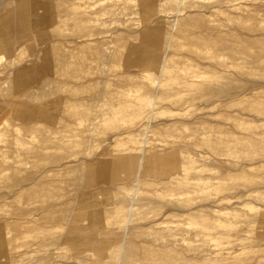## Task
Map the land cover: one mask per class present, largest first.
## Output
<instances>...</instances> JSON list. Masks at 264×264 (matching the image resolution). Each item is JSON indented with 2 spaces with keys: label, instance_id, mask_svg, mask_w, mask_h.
Wrapping results in <instances>:
<instances>
[{
  "label": "rangeland",
  "instance_id": "obj_1",
  "mask_svg": "<svg viewBox=\"0 0 264 264\" xmlns=\"http://www.w3.org/2000/svg\"><path fill=\"white\" fill-rule=\"evenodd\" d=\"M2 168L0 264H264V0H0Z\"/></svg>",
  "mask_w": 264,
  "mask_h": 264
},
{
  "label": "bare ground",
  "instance_id": "obj_2",
  "mask_svg": "<svg viewBox=\"0 0 264 264\" xmlns=\"http://www.w3.org/2000/svg\"><path fill=\"white\" fill-rule=\"evenodd\" d=\"M55 1H56V0H55ZM64 1H65V0H64ZM66 1H67V0H66ZM57 4H58V3H57ZM68 4H69V3H68ZM73 4H74V3H73ZM63 6H64V5H63ZM74 6H75V5H74ZM74 6H72V7H74ZM65 7H66V6H65ZM72 7H70V8H71V12H73V11H72ZM75 7H76V6H75ZM75 7H74V9H77V8H75ZM74 9H73V10H74ZM67 10H68V12H70V10L68 9V7H67ZM77 10H78V9H77ZM37 11H38V10H37ZM53 11H54V10H53ZM55 11H56V10H55ZM46 12L48 13V11H46ZM56 12H57V11H56ZM65 12H66V10H65ZM75 12H77V11L75 10ZM37 13H38V12H37ZM37 13H36V14H37ZM47 13H46V15H47ZM78 13H79V11H78ZM34 14H35V13H34ZM39 14H40V13H39ZM71 15H73V14H71ZM35 16H36V15L32 16V18L34 19ZM38 16H39V15H38ZM40 16H41V15H40ZM43 16H44V15H43ZM51 16H52V18H53V15H51ZM58 16H59V15H58ZM74 16H75V13H74ZM76 16H77V15H76ZM36 17H37V16H36ZM36 17H35V19H36ZM41 17H42V16H41ZM47 17H49V16H47ZM50 18H51V17H50ZM52 18H51V19H52ZM59 18H61V17H59ZM38 19H40V18H38ZM51 19H50V20H51ZM56 19H58V18H56ZM68 19L70 20V18H68ZM36 20H37V19H36ZM48 20H49V19H48ZM50 20H49V21H50ZM58 20H59V19H58ZM61 20H62V18H61ZM69 20H67V21H69ZM77 20H78V19H77ZM80 20H81V19H80ZM41 21H42V20H41ZM44 21H46V20H44ZM74 21H75V20H74ZM32 23H34V22L32 21ZM42 23H44V22L42 21ZM62 23H63V22H62ZM58 24H59V23H58ZM58 24H57V25H58ZM31 25H32V24H31ZM64 25H65V24H64ZM32 26H33V25H32ZM39 26H40V25H39ZM50 26H53V25H50ZM42 27H43V25H42ZM51 28H52V27H51ZM35 29H36V27H35ZM59 30H60V29H59ZM31 32H32V31H31ZM59 32H60V31H59ZM63 32H64V31H63ZM50 38H51V37H50ZM84 41H85V40H84ZM31 61H32V60H31ZM24 62H25V61H24ZM20 64H21V63H20ZM14 65H15V64H14ZM18 78H20V77L17 76V79H18ZM58 85H59V84H58ZM145 89H146V88H145ZM149 89H150V88H149ZM65 91H67V90H65ZM71 95H73V94H71ZM3 99H4V98H3ZM43 99H44V98H43ZM30 100H31V99H30ZM20 103H21V102H20ZM46 111H47V110H46ZM33 114H34V113H33ZM34 120H35V119H34ZM49 126H50V125H49ZM89 127H90V126H89ZM67 129H68V128H67ZM91 129H92V128H91ZM91 133H92V132H91ZM33 136H34V135H33ZM91 136H92V135H91ZM183 137H184V136H183ZM15 138H16V137H15ZM86 138H88V137H86ZM86 138H84V139H86ZM20 141H21V140H20ZM24 141H25V140H24ZM120 150H121V149H120ZM123 151H124V149H123ZM115 153H116V152H115ZM120 153H121V151H120ZM113 154H114V153H113ZM3 155H4V154H3ZM121 156H122V155H121ZM119 157H120V156H119ZM64 158H65V157H64ZM113 158H114V157H113ZM116 158H117V157H116ZM116 158H115V161H116ZM161 158H163V157H161ZM161 158H160L159 160H161ZM66 159H67V158H66ZM71 159H72V158H71ZM164 159H165V158H164ZM63 160H64V159H63ZM68 160H69V159H68ZM6 161H8V160H6ZM6 161H4V162H6ZM65 161H66V160H65ZM111 161H112V160H111ZM60 163H61V162H60ZM97 163H98V162H97ZM7 164H8V163H7ZM19 164H20V163H19ZM19 164H18V165H19ZM109 164H110V163H109ZM123 164H124V162H123ZM147 164H148V163H147ZM62 165H63V164H62ZM113 165H114V163H113ZM124 165H125V164H124ZM124 165H122V166L124 167ZM126 165H127V164H126ZM143 165H144V164H143ZM247 165H248V164H247ZM108 166H109V165H108ZM118 166H119V165H118ZM91 167H92V166H91ZM110 167H111V166H110ZM126 167H127V166H126ZM7 168H8V167H7ZM55 168H56V167H55ZM72 168H74V167H72ZM115 168H117V166H116ZM117 169H118V168H117ZM5 170H6L5 168H2V169L0 170V174H1V176H5V175H6V172H7V171H5ZM127 170H128V169H127ZM76 171H77V170H76ZM79 171H80V170H79ZM82 171H84V170L82 169ZM37 172H38V171H37ZM41 172H42V171H41ZM112 172H113V171H112ZM112 172H111V173H112ZM38 173H39V172H38ZM38 173H36V174H38ZM51 173H52V172H51ZM77 173H78V172H77ZM77 173H76V174H77ZM93 173H94V172H93ZM97 173H98V172H97ZM115 173L117 174V171H116ZM115 173H114V174H115ZM89 174H90V173H89ZM86 175H87V174H86ZM259 175H261V174H259ZM76 176H77V175H76ZM255 176H256V175H255ZM47 177H48V176H47ZM103 177H104V176H103ZM109 178H110V177H109ZM21 179H22V178H21ZM263 179H264V177H263ZM10 181H11V180H10ZM61 182H62V181H61ZM63 182H64V181H63ZM64 183L66 184V182H64ZM2 184H3V183H2ZM14 184H16V183H14ZM68 184H69V183H68ZM70 184H72V183H70ZM80 184H81V183H80ZM8 185H9V184H8ZM25 185H26V184H25ZM57 185H58V184H57ZM57 185H56V186H57ZM62 185H64V184H62ZM77 185H78V184H77ZM77 185H76V186H77ZM52 186H53V185H52ZM65 186H66V185H65ZM78 186H79V185H78ZM6 187H8L7 184H6ZM6 187H5V188H6ZM57 187H58V186H57ZM59 187H60V186H59ZM59 187L57 188V190L59 189ZM69 188H70V187L68 186L67 189H69ZM251 188H252V187H251ZM1 189H2V188H1ZM10 189H11V188H10ZM4 190H5V189H4ZM59 190H61V189H59ZM66 191H67V190H66ZM69 191H70V189H69ZM71 191H72V189H71ZM50 193H51V192H50ZM54 193H56V192H54ZM62 193H64V192H62ZM69 193H70V192H69ZM57 194H58V192H57ZM65 194H66V193H65ZM71 194H72V193H71ZM71 194H70V195H71ZM48 195H49V194H48ZM62 195H63V194H62ZM70 195H68V196H70ZM37 196H38V195H37ZM37 196H34V197H37ZM79 196H80V195H79ZM51 197H52V193H51ZM51 197H50V198H51ZM62 197H64V196H62ZM70 197H71V196H70ZM60 198H61V197H60ZM16 199H17V198H16ZM52 199H53V198H52ZM62 199H63V198H62ZM62 199H61V200H62ZM84 199H85V197H84ZM36 200H38V199H36ZM50 200H51V199H50ZM59 200H60V199H59ZM69 200H70V199H69ZM67 201H68V200H67ZM22 202H23V201H22ZM27 203H28V202H27ZM48 203H49V202H48ZM48 203H47V204H48ZM80 203H81V202H80ZM29 204H30V202H29ZM45 204H46V202H45ZM54 204H55V203H54ZM71 204H72V203H71ZM94 204H95V203H94ZM26 205H27V204H26ZM26 205H23V206H26ZM30 205H31V204H30ZM50 205H51V204H50ZM46 206H47V205H46ZM46 206H45V207H46ZM48 206H49V204H48ZM53 206H54V205H53ZM58 206H60V205H58ZM66 206L68 207V205H66ZM29 207H31V206H29ZM55 207H56V206H55ZM63 207H64V205H63ZM42 208H43V207H42ZM42 208L40 207V209H42ZM47 208H48V207H47ZM40 209H39V210H40ZM57 209H58V208H57ZM17 210H19V209H17ZM29 210H31V209H29ZM48 210H50V209H48ZM61 210H62V209H60V211H61ZM63 210H65V209H63ZM42 211H43V210H42ZM50 211H51V210H50ZM69 211H70V210H69ZM15 212H17V211H15ZM51 212H52V211H51ZM55 212H56V211H55ZM2 213H3V212H2ZM5 213H8V212H5ZM26 213H27V212H26ZM68 213H69V212H68ZM70 213H72V212L70 211ZM19 214H20V213H19ZM22 214H23V213H22ZM12 215H13V213H12ZM14 215H15V214H14ZM14 215H13V216H14ZM29 215H30V213H29ZM48 215H49V214H48ZM70 215H71V214H70ZM1 216H2V215H1ZM42 216H44V215H42ZM50 216H51V215H50ZM52 216H53V212H52ZM52 216H51V217H52ZM54 216H55V214H54ZM54 216H53V217H54ZM56 216H57V215H56ZM39 217H40V216H39ZM51 217H50V218H51ZM37 218H38V217H37ZM41 218H43V217H41ZM48 218H49V217H48ZM68 218H70V217H67V220H68ZM45 219H46V218H45ZM35 220H36V218H35ZM43 220H44V219H43ZM67 220H65V221H67ZM37 221H38V220H36V222H37ZM39 221H40V220H39ZM41 221H42V220H41ZM46 221H48V219H47ZM56 221H57V220H56ZM58 221H59V220H58ZM65 221H63V222H65ZM48 222H49V221H48ZM53 222H54V221H53ZM60 240H61V239H60ZM60 240H59V241H60ZM56 242H57V241H56ZM60 245H61V243H60ZM63 248H64V247H63ZM28 249H29V248H28ZM81 249H82V248H81ZM164 249H165V248H164ZM164 249H163V250H164ZM62 250H63V249H62ZM77 250H78V249H77ZM78 251H79V250H78ZM86 251H87V250H86ZM165 251H166V250H165ZM51 252H52V251H51ZM63 252H64V251H63ZM76 252H77V251H76ZM83 252H84V250H83ZM46 254H47V252H46ZM76 254H77V253H76ZM81 254H82V253H81ZM41 255H42V254H41ZM48 255H49V254H48ZM52 255H53V254H52ZM65 255H66V254H65ZM31 256H32V255H31ZM49 257H52V256L50 255ZM100 257H101V256H100ZM36 258H37V257H36ZM49 260H50V259H49ZM175 260H176V259H175ZM41 261H42V260L40 259V262H38V263L41 264ZM119 262H120V261H119ZM18 263H19V262H18ZM38 263H37V264H38ZM28 264H29V263H28ZM79 264H80V263H79Z\"/></svg>",
  "mask_w": 264,
  "mask_h": 264
}]
</instances>
